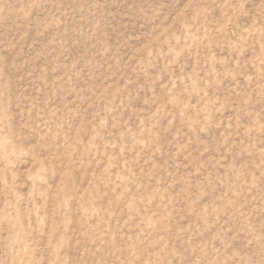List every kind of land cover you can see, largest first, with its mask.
I'll list each match as a JSON object with an SVG mask.
<instances>
[{
    "label": "rangeland",
    "instance_id": "1",
    "mask_svg": "<svg viewBox=\"0 0 264 264\" xmlns=\"http://www.w3.org/2000/svg\"><path fill=\"white\" fill-rule=\"evenodd\" d=\"M0 264H264V0H0Z\"/></svg>",
    "mask_w": 264,
    "mask_h": 264
}]
</instances>
